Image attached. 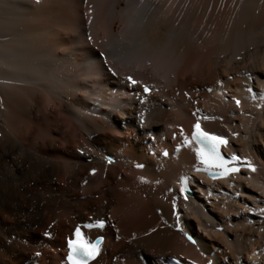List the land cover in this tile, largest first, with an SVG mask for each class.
I'll use <instances>...</instances> for the list:
<instances>
[{"label":"bare ground","instance_id":"1","mask_svg":"<svg viewBox=\"0 0 264 264\" xmlns=\"http://www.w3.org/2000/svg\"><path fill=\"white\" fill-rule=\"evenodd\" d=\"M213 4L0 0V264H65L77 224L97 219L105 227L85 233L104 241L87 264H165L158 258L176 245L186 263L264 264V221L235 218L264 193V0H224L220 17L207 13ZM59 12L64 41L51 30ZM199 112L256 172L213 182L189 174L199 158L184 140ZM98 155L114 160L105 166ZM182 178L195 188L187 199ZM249 182L257 190L246 193Z\"/></svg>","mask_w":264,"mask_h":264},{"label":"snow or ice","instance_id":"2","mask_svg":"<svg viewBox=\"0 0 264 264\" xmlns=\"http://www.w3.org/2000/svg\"><path fill=\"white\" fill-rule=\"evenodd\" d=\"M127 80L132 85L139 83V81L134 80L132 77H128ZM149 91L148 86L145 85L144 92L148 93ZM237 104H239V101H237ZM181 135H183V130H181ZM193 141L199 145V147L195 149V152L201 164L204 165L205 170L211 168L218 169L214 174L215 176L225 177L238 173L241 167H247L252 172L256 171V167L250 161L244 160L243 163H238L242 158L236 154H233L228 160H226L224 156L221 155L220 149L222 146H226L228 141L222 136L204 131L201 128L199 121L193 125L191 140L185 138L184 144L188 145ZM92 171L94 174L95 169ZM181 191L183 192L184 189L181 188ZM185 199H187L186 196ZM261 211L264 212V209ZM103 226V220L97 221L95 224L86 225V227L100 228ZM74 235L75 239L68 241V248L70 249L68 259L72 261V264H87L88 260L94 259L99 253V241L89 242L86 240L79 227L76 228Z\"/></svg>","mask_w":264,"mask_h":264},{"label":"rangeland","instance_id":"3","mask_svg":"<svg viewBox=\"0 0 264 264\" xmlns=\"http://www.w3.org/2000/svg\"><path fill=\"white\" fill-rule=\"evenodd\" d=\"M188 1V2H187ZM197 0H186V8H190L195 2H196ZM223 3H224V0H222V5H223ZM222 5H217V1L215 0V4H213V5H210V7H209V9H208V14L209 15H211V16H213V17H220V16H222V15H224V7L222 6ZM215 9H217L216 11H215ZM215 11V12H214ZM215 13V14H214ZM226 13V12H225ZM207 14V15H208ZM56 17H55V14H54V17L53 18H51V19H53V20H51V24H52V31H55V32H57L58 34H60L59 36H61V40H63L64 41V38L65 37H63L64 36V34H65V31L67 30V28H65V27H67V26H64V25H66L65 23H66V20H64L62 17H61V15H62V13L61 12H59L58 14L56 13ZM217 15V16H216ZM52 21H54V22H52ZM65 21V22H64ZM65 30V31H64ZM94 30V29H93ZM57 37V36H56ZM54 39H55V37H54ZM86 39L87 40H91L92 39V37H91V35H87L86 36ZM137 56H135L134 57V59H133V61H135V58H136ZM132 61V62H133ZM74 67H76V69L74 68ZM74 68V69H73ZM73 68H71V72L72 73H74V77L76 78V80L77 81H80L83 77V73H82V71L80 72V70H79V67L78 66H73ZM262 70H264V66L261 68ZM243 70H240L239 71V73L240 74H242L243 72H242ZM80 72V73H79ZM76 73V74H75ZM79 74V75H78ZM80 74H83V75H80ZM76 75V76H75ZM78 76H79V78H78ZM128 77H130V76H128ZM189 77H191V75H189V76H186V78H189ZM81 78V79H80ZM78 79H80V80H78ZM220 80V79H219ZM126 81V80H125ZM193 82V81H192ZM157 89V88H156ZM165 90V89H164ZM231 102V104H232V100H230ZM231 113H235V114H231ZM229 115L230 116H232V117H234V118H236L237 117V110L235 109V110H232L230 113H229ZM241 116V115H240ZM169 117H171L170 115H169ZM241 117H243V118H245L244 116H241ZM247 118H248V116H246ZM263 127H264V124L262 125ZM181 130H182V128H180V133H181ZM176 134H173V136L171 137V138H174V136H175ZM243 140H244V138H242V142H243ZM258 141L260 142V144L262 145V147L264 148V128H263V131H262V136H258ZM150 154L149 155H151V152H149ZM242 153H244V152H242ZM162 155L165 157L166 156V154L165 153H162ZM163 157V158H164ZM13 159V158H12ZM118 170H121V169H118ZM119 177V176H118ZM117 177V181L120 179V178H118ZM120 181V180H119ZM48 185H51V184H48ZM245 185V187H247V190L245 191L246 193L249 191V190H252L253 192L255 191V190H257L256 188V186L255 185H253V183H251V182H249V183H246V184H244ZM41 192V190H39L38 191V194ZM260 194H263V193H260L259 191H257V193H256V196H258V195H260ZM94 198L95 199H98V194L96 193V194H94ZM157 214H159L160 213V210H157V212H156ZM229 218H228V216H226L225 217V220H228ZM238 219V218H237ZM68 229V228H67ZM217 230V229H216ZM261 230V229H260ZM217 231H222V230H217ZM36 234H37V232H36ZM42 234V233H41ZM41 234H39L38 233V237H40V235ZM232 235H234V233L232 234ZM116 236H118L117 234H115V237ZM246 236H249L248 234L246 235ZM43 238H44V236H43ZM42 238V239H43ZM40 239V238H39ZM252 239V238H251ZM115 240V242H116V239H114ZM133 240V239H132ZM130 241H131V239H130ZM128 242V239H125V243H127ZM131 243V242H130ZM173 248H175L176 249V256L177 257H180L182 260L184 259L185 260V257H184V255H182V254H184L185 252H187V250L185 249V248H182L180 245H176V246H174ZM195 252H196V250H195ZM227 252H228V250H227ZM261 252H263V249L261 250ZM57 253H58V251H57ZM181 255H182V257H181ZM161 257V256H160ZM120 260V259H122L121 260V262L123 261V257H118L117 258V260ZM159 259V258H158ZM160 262H161V260H159ZM117 262V261H116ZM121 262H119V263H121Z\"/></svg>","mask_w":264,"mask_h":264}]
</instances>
